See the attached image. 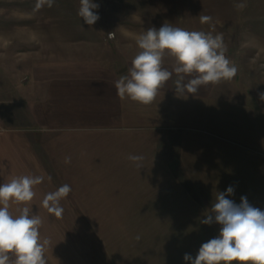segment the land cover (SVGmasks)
Here are the masks:
<instances>
[{"label": "crops", "instance_id": "obj_1", "mask_svg": "<svg viewBox=\"0 0 264 264\" xmlns=\"http://www.w3.org/2000/svg\"><path fill=\"white\" fill-rule=\"evenodd\" d=\"M139 51L31 69L26 82L37 93L5 116L13 124L0 126V184L24 175L44 179L31 202L10 203L9 211L48 212L44 196L64 184L71 192L60 201L62 217L50 213L63 226L218 228L201 221L229 186L234 192L226 198L239 204L245 197L264 211V84L224 86L221 95L218 83L215 97L212 84L181 94L173 72L151 104L121 100L115 82ZM174 64L165 57V67ZM225 104L240 125H226L227 139L213 137L207 124L217 127ZM130 155L143 156L142 167Z\"/></svg>", "mask_w": 264, "mask_h": 264}, {"label": "rangeland", "instance_id": "obj_2", "mask_svg": "<svg viewBox=\"0 0 264 264\" xmlns=\"http://www.w3.org/2000/svg\"><path fill=\"white\" fill-rule=\"evenodd\" d=\"M94 3L99 5V19L89 26L78 15L80 0H53L51 6L48 0H0V126L13 124L5 116L17 111L19 105L23 107V96L32 93L33 98L37 93L36 86L26 82L34 66L63 69L100 58L114 60L121 54L140 50L137 36L165 23L187 31L223 34L225 55L238 71L234 80L220 82L221 95L224 86L236 91L242 84H264V0H94ZM237 4L246 7L239 10ZM204 15L212 17L211 22L202 24L200 16ZM111 32L114 36L108 38ZM212 86L215 97L216 86ZM29 106L27 102V110H31ZM218 108L217 127L207 124L206 128L212 129L213 137L227 139L226 125L240 123L232 118L235 111L227 112L226 104L225 108ZM181 125L190 126L183 120ZM10 212L19 215L18 211ZM31 213L42 220L41 239L50 242L45 249L46 264H190L184 255L195 258L200 246L218 236L221 228L63 226L59 223L65 221L53 220L49 212Z\"/></svg>", "mask_w": 264, "mask_h": 264}, {"label": "clouds", "instance_id": "obj_3", "mask_svg": "<svg viewBox=\"0 0 264 264\" xmlns=\"http://www.w3.org/2000/svg\"><path fill=\"white\" fill-rule=\"evenodd\" d=\"M53 0H48L49 6ZM235 7L243 10L246 5ZM99 5L94 0H80L78 15L89 26L99 19ZM212 17L200 16L202 24ZM112 33H109L111 36ZM140 51L131 61L127 75L115 82L117 96L143 105L151 104L159 90L168 82L173 72L178 76L176 92L195 94L201 86L229 81L237 74V67L226 57L223 34L187 31L165 23L159 29L148 28L136 38ZM174 59L172 70L164 66L165 57ZM264 100V92L258 93ZM129 159L142 167L143 156L130 155ZM66 163L70 158H66ZM42 176H19L0 184V264H46L45 249L50 243L41 239L42 220L23 207L19 215L9 211L10 203L27 204L35 196V185L43 182ZM71 192L68 184L47 193L42 205L56 218H61L60 201ZM234 189L218 193L204 224L218 223L219 235L203 243L195 258L189 254L184 260L190 264H264V211L249 204L245 197L236 204L232 199ZM139 239V237H137Z\"/></svg>", "mask_w": 264, "mask_h": 264}, {"label": "built area", "instance_id": "obj_4", "mask_svg": "<svg viewBox=\"0 0 264 264\" xmlns=\"http://www.w3.org/2000/svg\"><path fill=\"white\" fill-rule=\"evenodd\" d=\"M112 33V32H111ZM114 36V34L112 33L111 36H109V33H108V38H112Z\"/></svg>", "mask_w": 264, "mask_h": 264}]
</instances>
